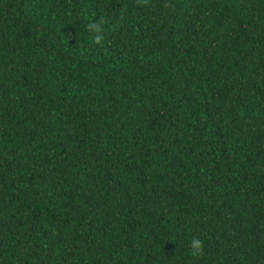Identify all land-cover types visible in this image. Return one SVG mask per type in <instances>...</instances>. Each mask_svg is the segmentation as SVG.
<instances>
[{
	"label": "trees",
	"instance_id": "trees-1",
	"mask_svg": "<svg viewBox=\"0 0 264 264\" xmlns=\"http://www.w3.org/2000/svg\"><path fill=\"white\" fill-rule=\"evenodd\" d=\"M0 264H264V0H0Z\"/></svg>",
	"mask_w": 264,
	"mask_h": 264
},
{
	"label": "clouds",
	"instance_id": "clouds-1",
	"mask_svg": "<svg viewBox=\"0 0 264 264\" xmlns=\"http://www.w3.org/2000/svg\"><path fill=\"white\" fill-rule=\"evenodd\" d=\"M104 19L101 17L99 21L89 20L85 25L87 31L91 34L90 39L99 42L103 39L102 28ZM190 248L193 256L200 254L203 251V244L199 237H192L190 239Z\"/></svg>",
	"mask_w": 264,
	"mask_h": 264
}]
</instances>
